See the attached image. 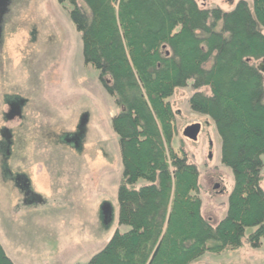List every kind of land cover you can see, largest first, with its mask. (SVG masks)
<instances>
[{
	"label": "trees",
	"instance_id": "trees-1",
	"mask_svg": "<svg viewBox=\"0 0 264 264\" xmlns=\"http://www.w3.org/2000/svg\"><path fill=\"white\" fill-rule=\"evenodd\" d=\"M58 1L73 5L83 59L99 70L118 107L112 117L123 168L118 226L84 264H190L207 251L239 248L247 227H254L248 244L258 247L264 0H252V7L239 0L230 11L195 0ZM188 81L189 108L212 121L221 162L233 175L226 214L215 226L201 215L196 166L170 146L176 116L169 98ZM0 264H14L1 243Z\"/></svg>",
	"mask_w": 264,
	"mask_h": 264
},
{
	"label": "rangeland",
	"instance_id": "rangeland-1",
	"mask_svg": "<svg viewBox=\"0 0 264 264\" xmlns=\"http://www.w3.org/2000/svg\"><path fill=\"white\" fill-rule=\"evenodd\" d=\"M195 1L230 11L239 0ZM72 8L68 1L0 0V243L14 264H84L118 226V107L99 70L83 59ZM192 92L188 81L169 98L176 116L170 146L196 166L201 215L215 226L226 214L233 175L221 162L212 121L189 108ZM193 124L200 130L190 139L184 132ZM70 170L77 180L66 189L61 183ZM60 184L63 200L58 191L54 196ZM69 192V218L60 223L53 209L68 202ZM253 230L245 229L239 248L207 251L190 264H264V239L258 247L247 242Z\"/></svg>",
	"mask_w": 264,
	"mask_h": 264
},
{
	"label": "crops",
	"instance_id": "crops-1",
	"mask_svg": "<svg viewBox=\"0 0 264 264\" xmlns=\"http://www.w3.org/2000/svg\"><path fill=\"white\" fill-rule=\"evenodd\" d=\"M11 102V101H10ZM56 139V138H55ZM66 140V139H65ZM66 141H68V140H66ZM72 143H70V141L67 143V147H69V149H73V147H72ZM73 173V170H70L68 173H67V176H65L66 178L65 179H63V181H62V186H63V188H66V189H68V187H69V183H72L73 184V187H74V181L75 180H77V177L76 176H73L74 175V173ZM55 174V173H54ZM55 175H57V174H55ZM86 175L87 174H84V177H83V179H86ZM55 180H56V178H55ZM67 181V183H65ZM58 183H59V181H58ZM80 184H82L83 186L81 187V189L82 188H84L85 189V187L87 186V185H85V183L83 184V183H81V182H79ZM61 184H60V186H57L56 187V189H55V194H54V196H58V193H57V191L59 192V196L57 197V198H61V200H63V197L61 196V193H60V191H63L62 189H61ZM66 184V185H65ZM76 184V183H75ZM85 186V187H84ZM73 187H71L70 188V190H73L74 188ZM86 190V189H85ZM67 198H68V202H66V203H64V204H61V205H56V207H57V209H53V211L54 210H56L57 212H56V214H54V215H57V217H54V219L55 220H57V221H59L62 217V221H59L60 223L61 222H63L64 220H68V218H69V216L66 214V211L69 209V202H70V198L72 197V193L71 192H69L68 194H67V196H66ZM34 199H37L36 197H34ZM56 201H58V200H56ZM57 203V202H56ZM58 204V203H57ZM68 207V209H64V208H67ZM59 211H61L60 213H59ZM54 215H52V216H54ZM59 216L61 217L60 219H59ZM98 216H99V213H98Z\"/></svg>",
	"mask_w": 264,
	"mask_h": 264
},
{
	"label": "water",
	"instance_id": "water-1",
	"mask_svg": "<svg viewBox=\"0 0 264 264\" xmlns=\"http://www.w3.org/2000/svg\"><path fill=\"white\" fill-rule=\"evenodd\" d=\"M199 127H200L199 124H193V125L187 127V129H186L185 132H184L185 136H187V137L190 138V139H195V138H196V135H197V132H198V130H199ZM214 187L217 188V187H218V184H215ZM158 248H159V243H158L157 246L155 247V249H154V251H153V253H152V256H151V258H150V261H151V260L153 259V257L156 255Z\"/></svg>",
	"mask_w": 264,
	"mask_h": 264
},
{
	"label": "flooded vegetation",
	"instance_id": "flooded-vegetation-1",
	"mask_svg": "<svg viewBox=\"0 0 264 264\" xmlns=\"http://www.w3.org/2000/svg\"><path fill=\"white\" fill-rule=\"evenodd\" d=\"M199 130H200V127H199ZM199 130H198V132H199ZM198 132H197V134H198Z\"/></svg>",
	"mask_w": 264,
	"mask_h": 264
}]
</instances>
